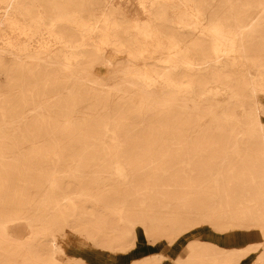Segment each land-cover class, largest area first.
Here are the masks:
<instances>
[{
	"label": "bare ground",
	"instance_id": "6f19581e",
	"mask_svg": "<svg viewBox=\"0 0 264 264\" xmlns=\"http://www.w3.org/2000/svg\"><path fill=\"white\" fill-rule=\"evenodd\" d=\"M261 93L264 0H0V264H264Z\"/></svg>",
	"mask_w": 264,
	"mask_h": 264
},
{
	"label": "rangeland",
	"instance_id": "374dc122",
	"mask_svg": "<svg viewBox=\"0 0 264 264\" xmlns=\"http://www.w3.org/2000/svg\"><path fill=\"white\" fill-rule=\"evenodd\" d=\"M102 76L107 75V71L105 68H101L100 71ZM260 97L262 101L264 102V94L261 93ZM264 119V118H263ZM201 229V230H200ZM63 232H57V238L61 244H66L69 240L71 241V248H69V254L76 253L80 254L82 256H85L88 261L92 263H100L105 264L106 262H103L104 258L114 260V264H126L130 261L131 251L125 254L122 253H113L109 252L108 250L99 249V248H93L90 245H87L85 241H81V239H85L84 237H79L77 234H75L71 229H64ZM138 232V239H137V246L134 248V251L141 250L143 252H148L152 250H160L162 253H168V256L171 258V262H175V258L178 256H184L186 251L184 248H180L178 251L175 252L174 250V244H171L167 242L166 240H162L158 242L157 244L151 243L146 236L144 235V231L142 226H138L137 228ZM250 232H253L252 234L257 235V230L252 231H242L241 233H238V231H232L228 233L226 236H220L216 233V231L209 226L208 224H204L201 226L197 225L193 229H191L189 232H187V238H181L179 240V244H184L186 242V239L194 238V237H204V239H216L219 243L222 244H230L236 243V244H244L247 239L252 240L251 238H247L248 234ZM239 234H242L243 236H239ZM237 235V236H236ZM239 236V237H238ZM237 237V240L235 239ZM252 238H258L257 236H253ZM236 240V241H235ZM264 240V237H263ZM244 241V242H243ZM175 252H172V250ZM111 254L112 258L108 255ZM178 255V256H177ZM255 253L249 254L247 257H245L241 264H250L254 258ZM106 256V257H105ZM101 259V261H100ZM109 263V262H108Z\"/></svg>",
	"mask_w": 264,
	"mask_h": 264
},
{
	"label": "crops",
	"instance_id": "0c3cea01",
	"mask_svg": "<svg viewBox=\"0 0 264 264\" xmlns=\"http://www.w3.org/2000/svg\"><path fill=\"white\" fill-rule=\"evenodd\" d=\"M165 254H168V253H165Z\"/></svg>",
	"mask_w": 264,
	"mask_h": 264
}]
</instances>
